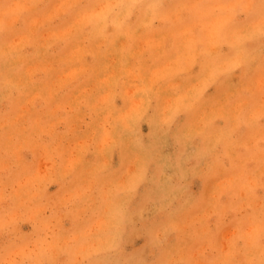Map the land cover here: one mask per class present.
<instances>
[{
	"label": "rangeland",
	"instance_id": "obj_1",
	"mask_svg": "<svg viewBox=\"0 0 264 264\" xmlns=\"http://www.w3.org/2000/svg\"><path fill=\"white\" fill-rule=\"evenodd\" d=\"M0 264H264V0H0Z\"/></svg>",
	"mask_w": 264,
	"mask_h": 264
},
{
	"label": "bare ground",
	"instance_id": "obj_2",
	"mask_svg": "<svg viewBox=\"0 0 264 264\" xmlns=\"http://www.w3.org/2000/svg\"><path fill=\"white\" fill-rule=\"evenodd\" d=\"M243 33V32H242ZM240 34V33H239ZM236 36H238V35H236ZM238 43V42H237ZM240 46V45H239ZM238 49V48H237ZM241 52V51H240ZM245 52V51H244ZM247 52V51H246ZM245 52V53H246ZM240 54V53H239ZM242 54V53H241ZM210 56V55H209ZM228 57V56H227ZM232 58H234L233 56H232ZM240 58V57H239ZM244 58V57H243ZM240 60V59H239ZM245 60V59H244ZM236 61V60H235ZM230 62V61H229ZM226 66H227V64H226ZM213 67V66H212ZM222 68V67H221ZM222 70V69H221ZM219 72V71H218ZM229 72V71H228ZM213 75V74H212ZM155 94V93H154ZM196 95V94H195ZM196 97V96H195ZM158 98V97H157ZM154 104V103H153ZM172 114V113H171ZM142 117V116H141ZM173 119V118H172ZM133 120V119H132ZM173 121V120H172ZM135 122H137V121H135ZM152 129H154V127L152 128ZM126 131V130H125ZM116 132V131H115ZM127 133V132H126ZM119 134V133H118ZM181 138V137H180ZM122 140V139H121ZM144 146V145H143ZM146 153V152H145ZM183 164V163H182ZM183 170H184V168H183ZM139 176V175H138ZM131 186H132V184H131ZM117 226V225H116ZM118 235V234H117ZM117 238V237H116ZM116 242V241H115ZM120 262V261H119Z\"/></svg>",
	"mask_w": 264,
	"mask_h": 264
}]
</instances>
